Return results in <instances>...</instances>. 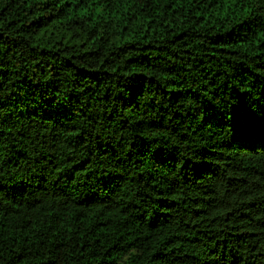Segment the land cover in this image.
Here are the masks:
<instances>
[{
    "label": "trees",
    "instance_id": "obj_1",
    "mask_svg": "<svg viewBox=\"0 0 264 264\" xmlns=\"http://www.w3.org/2000/svg\"><path fill=\"white\" fill-rule=\"evenodd\" d=\"M0 264H264V0H0Z\"/></svg>",
    "mask_w": 264,
    "mask_h": 264
}]
</instances>
